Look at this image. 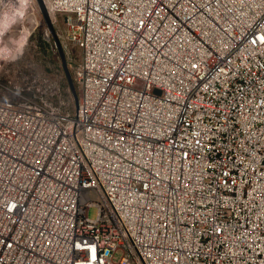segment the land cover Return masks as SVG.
Returning <instances> with one entry per match:
<instances>
[{"label":"built area","instance_id":"2783aa9c","mask_svg":"<svg viewBox=\"0 0 264 264\" xmlns=\"http://www.w3.org/2000/svg\"><path fill=\"white\" fill-rule=\"evenodd\" d=\"M44 1L79 101L0 98V264H264V0Z\"/></svg>","mask_w":264,"mask_h":264},{"label":"rangeland","instance_id":"374dc122","mask_svg":"<svg viewBox=\"0 0 264 264\" xmlns=\"http://www.w3.org/2000/svg\"><path fill=\"white\" fill-rule=\"evenodd\" d=\"M50 16L79 96L80 86L74 78V70L81 59V50L66 38L64 16L61 13ZM39 78L47 84L69 85L54 37L38 4L36 0H0V98L9 97L11 89L25 92L42 89L29 87ZM70 101L61 97L58 103L67 105L71 111L76 101L73 96ZM88 213L95 218L97 207H90Z\"/></svg>","mask_w":264,"mask_h":264},{"label":"water","instance_id":"95a60500","mask_svg":"<svg viewBox=\"0 0 264 264\" xmlns=\"http://www.w3.org/2000/svg\"><path fill=\"white\" fill-rule=\"evenodd\" d=\"M36 2L38 4V7H39L43 17H44L45 22L47 23V25H48L51 33H52V36L54 37L55 44L57 46V49H58V52H59V55H60V58H61V61H62V66H63L64 72L66 74L69 87L71 89V92L73 94V97H74L76 103L78 104L79 96H78V93L76 91L74 81H73V79L71 77V73L69 71L68 62H67L64 50H63V46L61 44V41H60L58 35L56 34V32L54 30L53 22H52L50 13H49V11H48V9L46 7V3H45L44 0H36Z\"/></svg>","mask_w":264,"mask_h":264},{"label":"trees","instance_id":"16d2710c","mask_svg":"<svg viewBox=\"0 0 264 264\" xmlns=\"http://www.w3.org/2000/svg\"><path fill=\"white\" fill-rule=\"evenodd\" d=\"M42 43H43V41H42ZM76 88V87H75ZM69 89H70V87H69ZM71 90V89H70ZM76 91H77V89H76Z\"/></svg>","mask_w":264,"mask_h":264},{"label":"bare ground","instance_id":"6f19581e","mask_svg":"<svg viewBox=\"0 0 264 264\" xmlns=\"http://www.w3.org/2000/svg\"><path fill=\"white\" fill-rule=\"evenodd\" d=\"M2 29V28H1Z\"/></svg>","mask_w":264,"mask_h":264}]
</instances>
